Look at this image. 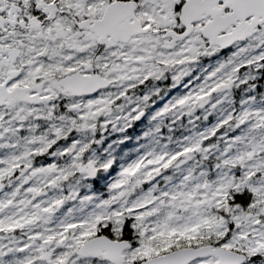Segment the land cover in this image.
Listing matches in <instances>:
<instances>
[{
    "label": "snow or ice",
    "instance_id": "6c2138e0",
    "mask_svg": "<svg viewBox=\"0 0 264 264\" xmlns=\"http://www.w3.org/2000/svg\"><path fill=\"white\" fill-rule=\"evenodd\" d=\"M0 264H264V0H0Z\"/></svg>",
    "mask_w": 264,
    "mask_h": 264
}]
</instances>
